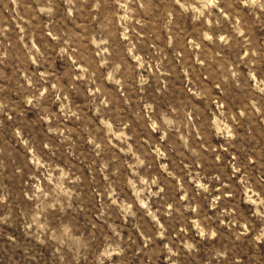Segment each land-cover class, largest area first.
<instances>
[{
    "label": "rangeland",
    "instance_id": "374dc122",
    "mask_svg": "<svg viewBox=\"0 0 264 264\" xmlns=\"http://www.w3.org/2000/svg\"><path fill=\"white\" fill-rule=\"evenodd\" d=\"M0 264H264V0H0Z\"/></svg>",
    "mask_w": 264,
    "mask_h": 264
},
{
    "label": "snow or ice",
    "instance_id": "6c2138e0",
    "mask_svg": "<svg viewBox=\"0 0 264 264\" xmlns=\"http://www.w3.org/2000/svg\"><path fill=\"white\" fill-rule=\"evenodd\" d=\"M177 2H179V0H177ZM221 39H223V37H221Z\"/></svg>",
    "mask_w": 264,
    "mask_h": 264
}]
</instances>
